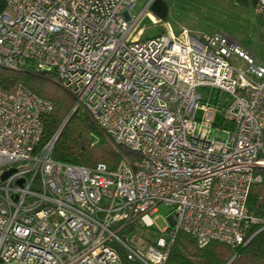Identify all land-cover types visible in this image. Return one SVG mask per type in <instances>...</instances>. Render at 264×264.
<instances>
[{"label": "built area", "instance_id": "1", "mask_svg": "<svg viewBox=\"0 0 264 264\" xmlns=\"http://www.w3.org/2000/svg\"><path fill=\"white\" fill-rule=\"evenodd\" d=\"M136 1L4 0L0 67L53 71L131 156L114 168L53 159L57 134L37 148L52 102L22 82L0 88V264H168L178 231L199 246L264 232L247 207L264 168V63L223 31L135 38L148 7L133 14ZM254 11L264 16V0ZM201 88L227 96L225 139L212 134ZM160 204L171 208L166 227L138 244Z\"/></svg>", "mask_w": 264, "mask_h": 264}, {"label": "trees", "instance_id": "2", "mask_svg": "<svg viewBox=\"0 0 264 264\" xmlns=\"http://www.w3.org/2000/svg\"><path fill=\"white\" fill-rule=\"evenodd\" d=\"M18 82L53 104L52 111L43 117V133L37 146L40 148L57 133L75 99L53 71H38L30 63L17 70L0 67V88L11 89ZM225 125L230 127L227 122ZM122 155L131 153L115 144L81 107L76 108L61 129L51 153L60 162L92 167L102 161L109 168L116 167ZM256 172L261 179L251 185L247 207L252 216L264 218V168H257ZM256 229L255 225L248 226L247 236ZM168 264H264V232L254 234L244 245L213 241L199 246L194 237L178 231L170 247Z\"/></svg>", "mask_w": 264, "mask_h": 264}, {"label": "rangeland", "instance_id": "3", "mask_svg": "<svg viewBox=\"0 0 264 264\" xmlns=\"http://www.w3.org/2000/svg\"><path fill=\"white\" fill-rule=\"evenodd\" d=\"M145 4L143 1L137 0L132 13L136 14ZM150 9H152V6H148L147 12L139 19L133 32L135 38H151L162 32H172L179 35L184 30L194 36L212 35L223 31L229 39L240 47H250L251 49L248 50L255 51L258 62H264V40H261L262 38L257 31V18L255 16L250 17V15L241 13L236 9L230 13L229 10L227 11L221 6H209L201 1L198 3L196 0H193V3L175 0L170 5L169 14L163 18L161 16H149ZM230 62L237 66H244V63L236 57H231ZM197 91L204 94L200 105L206 104L207 108L215 110L212 134L219 139L227 138L226 132L223 131L226 125L221 113V108L225 104L227 96L219 94L217 91H214L210 96V90L205 88ZM196 117L198 119L204 118L203 111L198 110ZM158 210L159 212L154 217L155 226L136 229L135 240L138 244L146 242L147 239L154 242L161 235V230L166 227L167 222L164 221V217L170 213L171 208L165 204H160Z\"/></svg>", "mask_w": 264, "mask_h": 264}, {"label": "crops", "instance_id": "4", "mask_svg": "<svg viewBox=\"0 0 264 264\" xmlns=\"http://www.w3.org/2000/svg\"><path fill=\"white\" fill-rule=\"evenodd\" d=\"M143 3H149L152 6V9H150V12H148L149 16H161L162 18L169 14L170 5L173 4L175 0H141ZM186 2L190 1V3H193V0H184ZM198 3L203 2L205 4H208L209 6L218 7L221 6L225 10H229L230 13L234 11V9L240 11L241 13H246L247 15H250V17H256L257 18V31L259 32L261 36V40H264V16H259L255 14L254 6L257 2V0H196ZM144 5V6H145ZM4 6V0H0V12L3 9ZM137 12L139 13L142 8ZM136 7V5H135ZM135 9V8H134ZM147 12V11H146ZM186 31V30H184ZM172 33V32H171ZM229 38V37H228ZM144 39V38H139ZM261 40H258L262 42ZM230 43L232 45H238L233 40L229 39ZM239 46V45H238ZM243 49H251L250 47H241ZM250 51V50H249ZM254 54L255 51H252ZM264 63V62H262Z\"/></svg>", "mask_w": 264, "mask_h": 264}, {"label": "water", "instance_id": "5", "mask_svg": "<svg viewBox=\"0 0 264 264\" xmlns=\"http://www.w3.org/2000/svg\"><path fill=\"white\" fill-rule=\"evenodd\" d=\"M76 110V107H74L71 111H70V113L68 114V116L65 118V120L63 121V123H62V125L60 126V128L58 129V131H57V136L59 135V133H60V131H61V129L63 128V126L67 123V121L69 120V118L72 116V114H73V112ZM14 171V169H11V170H8V171H6L2 176H1V178L2 179H4L6 176H8L11 172H13Z\"/></svg>", "mask_w": 264, "mask_h": 264}]
</instances>
